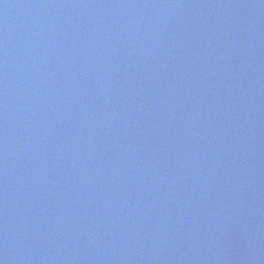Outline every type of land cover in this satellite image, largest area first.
I'll return each mask as SVG.
<instances>
[{
  "label": "water",
  "instance_id": "95a60500",
  "mask_svg": "<svg viewBox=\"0 0 264 264\" xmlns=\"http://www.w3.org/2000/svg\"><path fill=\"white\" fill-rule=\"evenodd\" d=\"M0 264H264V0H0Z\"/></svg>",
  "mask_w": 264,
  "mask_h": 264
}]
</instances>
